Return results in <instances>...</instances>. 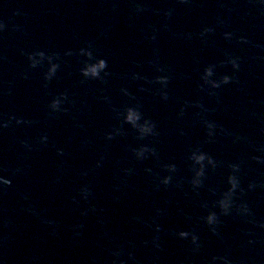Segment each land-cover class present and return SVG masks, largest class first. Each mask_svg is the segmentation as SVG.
<instances>
[{"label": "water", "instance_id": "95a60500", "mask_svg": "<svg viewBox=\"0 0 264 264\" xmlns=\"http://www.w3.org/2000/svg\"><path fill=\"white\" fill-rule=\"evenodd\" d=\"M0 25L2 264H264L259 0H0ZM99 60L98 78L82 75ZM208 67L230 82L211 89ZM128 108L154 135L123 122ZM141 148L154 154L138 160ZM196 150L216 164L198 188Z\"/></svg>", "mask_w": 264, "mask_h": 264}, {"label": "clouds", "instance_id": "9594fccd", "mask_svg": "<svg viewBox=\"0 0 264 264\" xmlns=\"http://www.w3.org/2000/svg\"><path fill=\"white\" fill-rule=\"evenodd\" d=\"M179 3H186V0H178ZM259 3L264 5V0H259ZM143 9L139 6H137L136 11L140 12ZM168 15V14H166ZM3 26L0 25V28H2ZM205 32L210 31V29H205ZM201 35H203V33H201ZM231 34H226L225 38L229 39ZM243 42V41H241ZM82 55H86L90 58L91 54L90 53H86L83 50L81 51ZM29 61L31 62L30 66L31 67H36L38 64L41 63V61L44 59V55L43 53H35L33 56H29L28 57ZM228 62L231 64L233 71L238 70V60L235 58H230L228 60ZM49 64H51V59H49ZM106 67L105 62L103 60H99L97 61L94 65H86L84 67V69H82V75L87 77H91V78H98L99 77V73L101 71H103V69ZM56 70V65H51V67L48 70V76L46 77V79L48 77H50L52 74H54ZM213 75V70L211 67H208L204 70V73L201 77V79L204 81L205 84H207L211 89H217L221 86V84H228L230 82V77L225 76L222 78L221 81L216 82L214 80L211 79ZM159 82L161 84H166L167 80L164 78H161L159 80ZM162 99H167V96L164 95L162 97ZM59 101H53L51 108L53 109V111L58 110V106H59ZM142 119L141 114L139 113L138 110L134 109V108H128L125 110V112L123 113V122L125 124L130 125L132 128L137 129L140 133L141 138H143L144 136L147 135H154L153 129H154V125L150 124L148 121H144L143 123H140ZM17 124L21 123L20 121H16ZM209 132L208 135L211 136V129L214 127V125L212 124H208L207 125ZM107 139H112V136H108ZM47 140L46 137H41V143H45ZM145 153H149V154H154L151 150L147 149V148H141L138 151H136L134 154L136 156V159L140 160V159H144L146 158ZM188 159L192 162V171L194 172V177L191 181V183L193 184L194 188H198L201 185V179L204 175V169H205V165L210 166L215 168L216 164L215 162L207 157L205 154L200 153L198 150L193 151L191 153V155L188 157ZM232 167V171L236 172L238 170L237 166L233 165ZM169 170L174 172L175 171V167L174 166H170ZM171 177H165L164 180L162 181V183L164 184H168L170 181ZM227 183L229 184V189L228 192L224 195V197L222 199H220L218 201L219 207L222 209L223 214L225 216L229 215L230 209L232 208V196L233 193H235L238 189L239 186V182L237 180V178L234 175H229L227 178ZM10 181L9 180H0V185H9ZM249 187L251 188L252 186L249 185ZM84 196H87V191L86 189H82L81 190ZM237 212L240 214H247L248 210L247 207L244 205H241L237 208ZM205 223L210 226L211 230L213 232H215V226L218 223L217 220V216L215 213H209V215L205 218ZM181 238H185L188 234L187 233H180L179 234ZM196 237L192 238V242L193 244H196ZM217 258L213 257V261H215ZM223 261V264H227V261H224L223 258H220ZM0 264H2V261H0Z\"/></svg>", "mask_w": 264, "mask_h": 264}]
</instances>
